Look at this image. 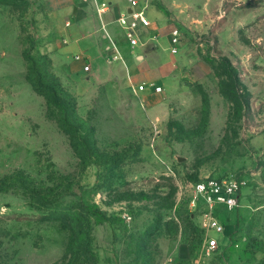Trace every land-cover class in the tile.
I'll use <instances>...</instances> for the list:
<instances>
[{"label": "rangeland", "instance_id": "rangeland-1", "mask_svg": "<svg viewBox=\"0 0 264 264\" xmlns=\"http://www.w3.org/2000/svg\"><path fill=\"white\" fill-rule=\"evenodd\" d=\"M151 2L148 17L160 10V30L182 36L162 90L136 95L114 52L88 73L75 65L83 39L73 47L48 0H0V264H264V0ZM223 57L248 92L239 103L211 65ZM230 175L238 207L219 212L231 237L211 250L192 184Z\"/></svg>", "mask_w": 264, "mask_h": 264}, {"label": "crops", "instance_id": "crops-1", "mask_svg": "<svg viewBox=\"0 0 264 264\" xmlns=\"http://www.w3.org/2000/svg\"><path fill=\"white\" fill-rule=\"evenodd\" d=\"M109 1H111L112 3L110 8L102 16H98L95 5L91 0H48L49 8L51 9V11H53L59 17V19L65 20V25L69 26V28L67 29V34L70 40L73 38V47L79 45L80 40L83 39L82 51H74L73 57L75 65L79 66V69L84 73H88L92 68L91 62L96 61L98 64H105L107 58H110V54L114 52L109 40V38H111L116 42L119 54H121V56L123 55L122 58L116 59H121L120 61L124 64V66L126 67L125 69H127L128 73H131L133 80L141 81V83H149L150 81L158 84L156 83L157 81H154L163 80L168 69L167 61H164L163 56L165 51L169 49V31L165 32L164 30H160V26H157V24H162L164 21V18L161 15V11L157 10L156 8L153 9L152 16L155 21H152L153 19L151 17L152 20L149 18L151 21L150 26L147 28L141 27L140 42L136 46L138 47L136 49L138 51V54L135 56L137 60H134V58L131 57L130 49L125 48L123 45H120L114 38V34H112V32H114L112 24L113 22H116L115 18L117 17L119 12L122 9L127 8L128 1ZM147 3L148 12L149 8H151L152 6L154 7V5H152L151 0H147ZM88 11H92L93 14L91 20L94 23V32L88 35H84L82 32L87 27L86 16L88 14ZM109 26H111L110 29ZM84 41H86V43H84ZM166 41L168 43V46L162 49L161 46ZM76 55H79L80 59H77L75 57ZM121 62L115 60L112 63ZM84 64H89V71L83 70ZM118 67H120V64L118 65ZM122 72H124V70L121 69L120 73ZM135 87L136 86H133L132 91L137 95L139 91H135ZM230 237L231 235L226 232L225 229L224 235L222 236L224 243H228Z\"/></svg>", "mask_w": 264, "mask_h": 264}, {"label": "built area", "instance_id": "built-area-1", "mask_svg": "<svg viewBox=\"0 0 264 264\" xmlns=\"http://www.w3.org/2000/svg\"><path fill=\"white\" fill-rule=\"evenodd\" d=\"M98 16H102L111 6L109 0H91ZM127 8L122 9L115 21L123 29L126 43L131 47H136L140 42V30L150 26V19L147 15V0H127ZM182 33L177 26L169 30V51L177 52ZM111 47L114 50L113 57L119 58V51L116 42L109 38ZM80 59L79 55L75 56ZM84 71H89V64L83 65ZM154 93L160 92L162 86L153 82H142L134 90L143 91L147 87ZM241 183L234 176H224L221 178L201 179L192 184L191 194L188 200V207L194 216L196 213L198 226L204 233V242L208 249H214L219 245V236L224 235L225 222L220 216V209L227 211L238 207ZM214 234V235H213ZM216 234V235H215Z\"/></svg>", "mask_w": 264, "mask_h": 264}, {"label": "trees", "instance_id": "trees-1", "mask_svg": "<svg viewBox=\"0 0 264 264\" xmlns=\"http://www.w3.org/2000/svg\"><path fill=\"white\" fill-rule=\"evenodd\" d=\"M211 65L214 69L215 74L219 78V85L221 88V93L232 102L236 101L237 103L240 102L239 96L243 95L246 97L248 96V92L240 94L238 96V90L240 89L241 84L239 83L238 72L237 70L231 65L228 58L223 57L220 59L219 62L215 63L211 61ZM35 87L41 91L52 104L55 105H63L65 101L57 95L55 86L52 83H43L41 80L35 83ZM231 93L235 94V98H232ZM247 101V100H246ZM176 125L177 122H169L168 127L171 129L172 125ZM89 213L95 214L97 212H101L97 209L96 206H92Z\"/></svg>", "mask_w": 264, "mask_h": 264}, {"label": "water", "instance_id": "water-1", "mask_svg": "<svg viewBox=\"0 0 264 264\" xmlns=\"http://www.w3.org/2000/svg\"><path fill=\"white\" fill-rule=\"evenodd\" d=\"M176 159H177V161H183V160H185V157L184 156L177 155L176 156Z\"/></svg>", "mask_w": 264, "mask_h": 264}]
</instances>
